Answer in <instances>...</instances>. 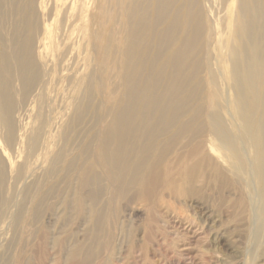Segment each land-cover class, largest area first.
Instances as JSON below:
<instances>
[{"label": "bare ground", "instance_id": "bare-ground-1", "mask_svg": "<svg viewBox=\"0 0 264 264\" xmlns=\"http://www.w3.org/2000/svg\"><path fill=\"white\" fill-rule=\"evenodd\" d=\"M227 1L226 11L233 14L228 38L217 34V0L178 5L149 0L152 14L143 9L146 0H124L127 7L116 0L110 30L101 17L106 1L93 0L88 18L72 21L90 28L87 38L98 58L92 74L105 110L103 129L89 140L83 137L79 146V157H94L106 184L78 199L81 211L91 202L86 211L95 231L100 225L118 226L115 196L137 185L147 195L162 184L160 178L168 180L160 185L162 193L186 197L207 174L235 193L249 191L264 212V0ZM36 4L0 0V132L9 150L22 143L14 122L17 105L24 106L43 85L35 58L42 40ZM84 97L75 109L77 120ZM233 116L234 122L226 119ZM37 139L24 142L25 161L35 158ZM216 149L232 157L231 174L214 158ZM105 191L111 198L100 210L96 206ZM36 209L35 180L25 175L24 166L10 175L0 154V264H27L29 253L28 259L35 258V247H29L35 241ZM96 246L97 237L85 259ZM80 249L70 250L67 259H75Z\"/></svg>", "mask_w": 264, "mask_h": 264}, {"label": "rangeland", "instance_id": "rangeland-1", "mask_svg": "<svg viewBox=\"0 0 264 264\" xmlns=\"http://www.w3.org/2000/svg\"><path fill=\"white\" fill-rule=\"evenodd\" d=\"M105 1L101 17L110 30L111 18L117 12L116 0ZM148 1L143 4L137 0V4H143V9L152 14ZM181 1L175 0L176 5ZM118 2L127 7L124 0ZM36 3L42 40L35 46V58L43 85L15 110L14 122L22 143L9 150L0 132V154L10 175L24 166L25 175L35 180V241L29 247H35V258L28 259L29 253L27 264H264V212H259L258 199L249 191L238 194L226 189L219 178L207 174L193 184L194 192L186 197L177 192L162 193L160 185L168 183L163 178L162 184L147 195L142 193L141 185L125 189L115 196L118 226L105 224L94 230L86 211L91 202L85 201L81 211L78 199L106 184L94 157H79V146L83 137L89 140L103 129L105 110L96 90L97 76L92 74L98 58L92 55L93 47L87 38L90 28L85 22H72L81 15L88 18L93 0ZM227 5V0H217L213 9L219 22L217 34L224 38L230 35L233 19V14L226 11ZM83 94L86 98L77 120L75 109ZM226 119L236 121L234 116ZM34 136H38L35 158L25 161L23 144ZM61 149L62 158L54 162ZM212 153L231 174L235 164L232 157L217 149ZM71 161L73 165L69 167ZM240 195L244 197L242 205ZM110 198L105 191L96 207L102 210ZM104 210L107 218L108 209ZM96 237L99 246L85 259ZM76 246L81 248L79 255L67 259V253Z\"/></svg>", "mask_w": 264, "mask_h": 264}]
</instances>
